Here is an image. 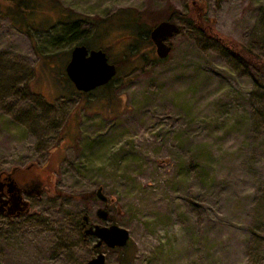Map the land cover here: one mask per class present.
Segmentation results:
<instances>
[{"label": "rangeland", "instance_id": "obj_1", "mask_svg": "<svg viewBox=\"0 0 264 264\" xmlns=\"http://www.w3.org/2000/svg\"><path fill=\"white\" fill-rule=\"evenodd\" d=\"M200 5L264 62V0H37L28 27L0 12V169L37 163L54 189L0 218L2 264H264V69L188 21ZM168 17L159 59L145 29ZM73 20L117 67L90 91L65 72L74 43L55 42ZM83 215L126 243L93 247Z\"/></svg>", "mask_w": 264, "mask_h": 264}, {"label": "water", "instance_id": "obj_2", "mask_svg": "<svg viewBox=\"0 0 264 264\" xmlns=\"http://www.w3.org/2000/svg\"><path fill=\"white\" fill-rule=\"evenodd\" d=\"M178 31L179 25L169 19H161L150 28L149 37L159 58L168 55L171 44L167 42V39ZM64 69L74 87L83 92L107 83L117 72L116 64L109 61L102 48H88L83 43L73 45ZM95 195L103 201L108 199L101 186L97 187ZM96 214L101 219H107L108 211L103 207H98ZM83 220L87 223V215H83ZM83 233L96 237V241L93 243L95 248H98L102 243L108 247L122 246L126 243L129 234L126 228L115 223L110 225L89 224L83 229ZM0 264H2L1 259ZM85 264L108 263L105 261L103 251L98 250Z\"/></svg>", "mask_w": 264, "mask_h": 264}, {"label": "flooded vegetation", "instance_id": "obj_3", "mask_svg": "<svg viewBox=\"0 0 264 264\" xmlns=\"http://www.w3.org/2000/svg\"><path fill=\"white\" fill-rule=\"evenodd\" d=\"M45 180V177L38 171L37 163L14 164L1 168L0 218L10 221L31 215L35 207L34 199H40L45 194L54 192L53 187ZM82 224L85 228L92 223L90 220L87 223L83 220ZM83 235L89 236L84 233Z\"/></svg>", "mask_w": 264, "mask_h": 264}, {"label": "trees", "instance_id": "obj_4", "mask_svg": "<svg viewBox=\"0 0 264 264\" xmlns=\"http://www.w3.org/2000/svg\"><path fill=\"white\" fill-rule=\"evenodd\" d=\"M37 0H0V12L4 15H9L12 19L20 23V26H30L31 24L28 21L29 14L32 11V8H36L37 6ZM194 6H197V4H193ZM196 15L195 18H188V21H190L193 25H195L198 29L201 31H205L209 36L214 38L220 45H222L225 48H229L233 52L239 54V56L244 57L245 60L250 61L254 64H259L260 67L264 69V62L260 63V59L257 54L253 53L249 48L236 43L232 40L226 39L225 36L217 33L214 29L207 17L203 16L204 8L202 9V6H199V10L195 8ZM171 14V13H170ZM129 17V24L131 27L136 28L135 24L140 17L139 15H127ZM168 19H171V17H168ZM82 20V19H81ZM64 22V21H60ZM69 26L66 29V35H60L56 38L58 42H65V40L73 42L74 44L82 43L83 39L77 40L75 39L77 32L80 31L79 23L77 20L69 21ZM180 29V27H179ZM150 29L146 28L145 33L147 35V38H149L148 32ZM65 34V31H64ZM82 40V41H81ZM228 49V50H229ZM166 58V57H164ZM159 58V59H164ZM113 78H111L107 83L108 84ZM95 193V192H94ZM92 193V195H95Z\"/></svg>", "mask_w": 264, "mask_h": 264}]
</instances>
